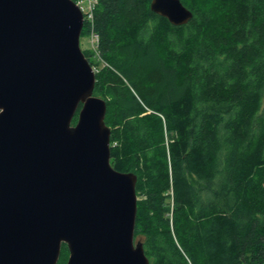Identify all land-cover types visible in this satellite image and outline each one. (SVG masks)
Returning a JSON list of instances; mask_svg holds the SVG:
<instances>
[{"label": "trees", "instance_id": "1", "mask_svg": "<svg viewBox=\"0 0 264 264\" xmlns=\"http://www.w3.org/2000/svg\"><path fill=\"white\" fill-rule=\"evenodd\" d=\"M181 1L183 26L152 0H99L83 30L111 163L137 175L150 264H264V0Z\"/></svg>", "mask_w": 264, "mask_h": 264}, {"label": "water", "instance_id": "2", "mask_svg": "<svg viewBox=\"0 0 264 264\" xmlns=\"http://www.w3.org/2000/svg\"><path fill=\"white\" fill-rule=\"evenodd\" d=\"M174 26L193 13L152 0ZM74 0H0V264H150L137 175L111 163L107 102ZM78 115L77 122L74 123Z\"/></svg>", "mask_w": 264, "mask_h": 264}, {"label": "built area", "instance_id": "3", "mask_svg": "<svg viewBox=\"0 0 264 264\" xmlns=\"http://www.w3.org/2000/svg\"><path fill=\"white\" fill-rule=\"evenodd\" d=\"M76 3L81 8L84 14V19H85L84 29H88L89 26L93 25L95 12L97 10L99 0H79ZM88 36L91 38V42L93 46L96 48L99 41L98 35L94 33H90Z\"/></svg>", "mask_w": 264, "mask_h": 264}, {"label": "rangeland", "instance_id": "4", "mask_svg": "<svg viewBox=\"0 0 264 264\" xmlns=\"http://www.w3.org/2000/svg\"><path fill=\"white\" fill-rule=\"evenodd\" d=\"M81 48L83 50V52L85 53V51L90 52L92 54V58H94V60L98 61L99 60V55H98V51L97 49L93 46L92 42H91V38L89 36H87V34H83L82 33V37H81ZM95 69L96 66H95Z\"/></svg>", "mask_w": 264, "mask_h": 264}]
</instances>
